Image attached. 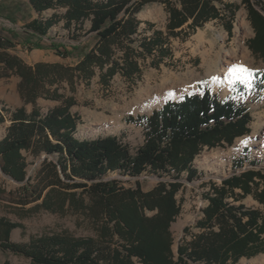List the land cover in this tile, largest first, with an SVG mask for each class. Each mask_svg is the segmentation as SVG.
I'll return each instance as SVG.
<instances>
[{
	"label": "trees",
	"instance_id": "1",
	"mask_svg": "<svg viewBox=\"0 0 264 264\" xmlns=\"http://www.w3.org/2000/svg\"><path fill=\"white\" fill-rule=\"evenodd\" d=\"M152 1L27 0L36 17L25 28L50 39L53 45L57 27L65 30L72 42L95 36L94 44L75 65L28 64L7 52L15 42L0 35L5 75H18L21 97L26 104H34L28 111L25 105L10 107L0 101V127L9 122L0 138L1 169L24 183V194H29L25 187L30 185L29 162L24 151L35 157L45 154L43 188L32 190L34 201L43 198L36 206L56 211L58 202L52 192L56 186L71 193L80 190L90 203L79 202V206L98 233L97 237L45 233L17 242L11 238L12 231L23 225L0 216L2 251L29 258L32 264H238L242 257L264 253V208L236 204L253 195L264 205V171L257 168L235 171L221 185L212 184L204 194L208 204L196 223L200 230L179 244L177 253L173 248L171 226L182 209L177 198L184 185L181 179L198 176L195 160L205 149L231 146L251 133L254 119L246 104L221 99L206 89L168 100L152 113L129 116V121L144 129V141L135 150L118 135H77L81 116L72 110L77 104L75 97L60 91L63 82L72 87L78 80L88 83L98 76L103 86H109L117 74L132 82L139 80L149 58L148 64L156 68L172 58L171 38L186 39L206 23L226 16L230 32L240 8L226 0H161L169 14L163 30L138 17ZM245 4L255 31L248 45L256 57L264 59V0H245ZM40 97L60 104L42 111L36 107ZM147 171L174 180L160 181L146 191L138 180L125 186L119 178L107 179L111 172L136 177ZM47 187L51 189L44 195Z\"/></svg>",
	"mask_w": 264,
	"mask_h": 264
},
{
	"label": "rangeland",
	"instance_id": "2",
	"mask_svg": "<svg viewBox=\"0 0 264 264\" xmlns=\"http://www.w3.org/2000/svg\"><path fill=\"white\" fill-rule=\"evenodd\" d=\"M226 1L240 5L230 32L226 26L228 19L226 16L224 20L206 23L204 27L198 28L186 39L183 36L171 38L172 58L167 59L159 68L151 67L148 64L151 60L149 58L143 66L142 76L139 80L133 81L135 83L117 74L109 86H103L99 82V77L96 76L88 83L78 80L71 87L65 81L60 87L61 92L74 96L77 101L72 110L81 116L77 132L79 137L95 138L100 135L114 134L128 142L133 150L143 143L144 129L141 124L129 121V116L136 117L152 113L154 109L160 108L168 100H180L187 94H201L209 89L221 99H232L249 107L254 119L251 123V133L237 138L231 146L205 149L195 160L200 172L198 176L193 180L185 177L181 179L184 185L178 192L177 198L181 202L182 209L171 226L175 253H177L179 244L190 239L192 233L199 231L196 223L203 216L202 209L208 204L204 194L211 190L212 184L221 185L224 178L245 168H257L264 171V59L256 57L248 45L255 31L245 0ZM241 12L246 15L248 34L245 40L238 42L236 38L240 32L237 28L239 26L242 31L244 29L238 23ZM35 15L27 0H0V35L15 42V47L8 49L7 52L20 56L28 64L43 61L75 65L96 40L94 35H87L80 42H72L67 37V32L57 27L53 30L54 35L52 34L53 37H57L56 44L53 45L50 39L35 35L25 28L27 22ZM168 16L165 4L161 0L146 4L138 14L141 20L151 21L157 28L163 30H166ZM142 26H147V24L143 23ZM56 46H59V49ZM244 48L249 54V60L245 62V65L254 70L251 86H246L239 81L232 82L228 87L213 85V78L219 77L235 62L241 60L240 55ZM234 52L237 54L236 57ZM228 59H231V63L227 62ZM189 72L197 74L193 82L195 85L189 87L188 90L183 87L176 89V99H160L154 106L146 109L134 104V100L145 93L144 89L158 82L163 75L180 76ZM5 74L7 71L0 63V101H5L10 107L25 105L32 110L34 104H26L21 97L19 91L21 78L13 73ZM59 104L60 101L40 97L36 107L47 111ZM8 124L7 121L0 127V138L4 136ZM24 154L29 162L27 172L30 185L25 186L30 190L29 194H24V183L6 175L0 166V216L23 225L12 231V240L26 242L34 235L61 232H68L78 237H97L95 224L79 206L80 203H90L89 198L80 190L71 193L73 191L64 189L62 185L56 186L52 191L53 197L58 202L55 207L56 211L36 206L43 201V198L34 201L32 190L38 187L43 188L41 170H43L45 154L38 157L27 151H24ZM54 157L51 156L50 159ZM242 164L245 166L240 167ZM115 177L119 178L125 186H132L138 180L146 191L152 189L160 181L174 180L171 176L161 177L148 171L136 177L120 172H111L107 175V179ZM50 189L51 187L43 189L44 195ZM27 200L33 201L26 204ZM243 202L248 207L262 208L260 202L252 195L247 196ZM6 260H9L11 264H32L29 258L12 252H4L0 248V264ZM240 263L264 264V253L250 259L243 258Z\"/></svg>",
	"mask_w": 264,
	"mask_h": 264
},
{
	"label": "bare ground",
	"instance_id": "3",
	"mask_svg": "<svg viewBox=\"0 0 264 264\" xmlns=\"http://www.w3.org/2000/svg\"><path fill=\"white\" fill-rule=\"evenodd\" d=\"M238 23L244 28L242 29L238 26L237 30L240 32L239 36H237V41L240 42V40H245L246 35L248 34V23L246 21V15L245 13L241 12L238 17ZM241 30V31H240ZM237 42V43H238ZM240 44V43H239ZM244 51L240 55L239 61L235 62L234 65H243L246 66L249 69V66L245 65V62L249 60V54L246 51V49H243ZM236 57V53L234 52ZM228 63H231V59L227 60ZM229 67L226 69L222 74H220L219 77H215L212 79V83L215 86H225L228 87L231 85L232 82L238 81L234 79L230 75V69ZM196 75L194 72H189L188 74H182V75H172V74H166L159 79L158 82H155L153 85H149L146 89H144V94L134 100V104L136 106H139L142 109H146L148 107L154 106L160 99L164 98H170V99H176L177 94L176 89L182 88L188 90L189 87L195 85L193 82L196 80ZM133 104V103H132Z\"/></svg>",
	"mask_w": 264,
	"mask_h": 264
},
{
	"label": "snow or ice",
	"instance_id": "4",
	"mask_svg": "<svg viewBox=\"0 0 264 264\" xmlns=\"http://www.w3.org/2000/svg\"><path fill=\"white\" fill-rule=\"evenodd\" d=\"M253 73H254V70L248 69L246 66H243V65H234L230 69V75L234 79L238 80L240 83H243L249 87L251 86L252 81L254 79Z\"/></svg>",
	"mask_w": 264,
	"mask_h": 264
},
{
	"label": "crops",
	"instance_id": "5",
	"mask_svg": "<svg viewBox=\"0 0 264 264\" xmlns=\"http://www.w3.org/2000/svg\"><path fill=\"white\" fill-rule=\"evenodd\" d=\"M34 17H36V15H35ZM34 17H33V18H34ZM33 18H32V19H33ZM213 21H217V20H213ZM0 50H1V49H0ZM164 103H165V102H164ZM164 103H163V104H164ZM163 104H162V105H163ZM162 105H161V106H162ZM18 107H19V106H18ZM27 109H28V108H27ZM28 111H31V110L28 109ZM245 169H247V168H245ZM245 169H243V170H245ZM243 170H241V171H243ZM241 171H240V172H241ZM248 196H249V195H248ZM252 196H253V195H252ZM246 197H247V196H246ZM246 197H245V198H246ZM253 197H254V196H253ZM245 198H244V199H245ZM244 199H242V200H240V201H237L236 204L244 203V202H243ZM232 200H233V199H232ZM256 200H257V199H256ZM257 201H259V200H257ZM259 202H260V201H259ZM244 204H245V203H244ZM260 204L262 205V208H257V209H261V210H262V209L264 208V205H263L261 202H260ZM245 205H246V204H245ZM246 206H247V205H246ZM247 207H248V206H247ZM249 208H254V207H249ZM201 218H202V217H201ZM199 230H200V229H199ZM260 254H262V253H260ZM258 255H259V254H258ZM254 257H256V256H254ZM243 258H247V257H242V258L239 260L238 264H241L240 262H241V260H242ZM251 258H253V257H251ZM247 259H250V258H247Z\"/></svg>",
	"mask_w": 264,
	"mask_h": 264
}]
</instances>
